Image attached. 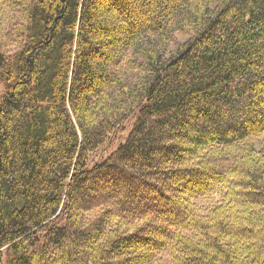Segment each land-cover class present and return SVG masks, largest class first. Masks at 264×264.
Masks as SVG:
<instances>
[{
    "label": "trees",
    "instance_id": "obj_1",
    "mask_svg": "<svg viewBox=\"0 0 264 264\" xmlns=\"http://www.w3.org/2000/svg\"><path fill=\"white\" fill-rule=\"evenodd\" d=\"M264 264V0H0V264Z\"/></svg>",
    "mask_w": 264,
    "mask_h": 264
},
{
    "label": "rangeland",
    "instance_id": "obj_2",
    "mask_svg": "<svg viewBox=\"0 0 264 264\" xmlns=\"http://www.w3.org/2000/svg\"><path fill=\"white\" fill-rule=\"evenodd\" d=\"M160 264H162V263H160Z\"/></svg>",
    "mask_w": 264,
    "mask_h": 264
}]
</instances>
